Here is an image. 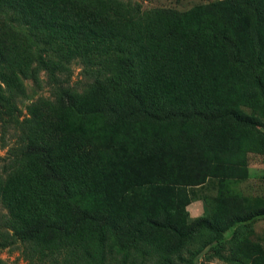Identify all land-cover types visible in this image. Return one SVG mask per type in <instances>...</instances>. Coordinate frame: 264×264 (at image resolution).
<instances>
[{
    "label": "trees",
    "instance_id": "trees-1",
    "mask_svg": "<svg viewBox=\"0 0 264 264\" xmlns=\"http://www.w3.org/2000/svg\"><path fill=\"white\" fill-rule=\"evenodd\" d=\"M74 60L84 76L71 84ZM41 70L52 99L29 105L13 170L0 173L12 230L0 247L19 240L37 264L47 253L49 264H193L181 250L199 229L220 241L264 215L237 188L251 157L264 156V0L183 11L0 0V125ZM210 180L222 205L204 197L208 212L195 218L178 209L187 187ZM237 252L241 264H264L257 235Z\"/></svg>",
    "mask_w": 264,
    "mask_h": 264
},
{
    "label": "rangeland",
    "instance_id": "rangeland-1",
    "mask_svg": "<svg viewBox=\"0 0 264 264\" xmlns=\"http://www.w3.org/2000/svg\"><path fill=\"white\" fill-rule=\"evenodd\" d=\"M139 4L141 11L172 8L176 10H187L198 4H205L213 0H132ZM60 77H64L59 73ZM70 83L83 78L82 65L78 60H74L70 64ZM23 85L25 93L14 99V108H12V122L0 125V173L6 175L5 172L13 170L10 167L11 155L9 152L14 151L16 145V133L21 132V125H25L30 117L28 107L32 103H36L41 99L51 100L50 82L45 71L39 72V78H24ZM5 118H8L6 116ZM6 169V171H5ZM248 176L242 180L237 188L242 197L246 198V202L251 206L264 207V156L253 155L248 165ZM204 197L213 198L216 205L224 203L220 194H218L217 181L210 180L203 185L187 187L186 193L177 197V207L180 210L189 212L192 218L205 216L208 212V205L204 202ZM10 213L7 206L0 201V233L6 231L12 232L9 227ZM259 236L264 240V215L233 226L231 229L223 233V239L215 241L212 234L204 229H199L186 243L181 250L182 256L193 261V264H241L243 258L237 252L239 241L242 238H250ZM24 245L19 241L10 243L5 247H0V259L5 264H37L26 258L23 250ZM135 253V252H134ZM51 254L47 253L44 257V263L49 264ZM62 256V254L60 255ZM60 256L59 259H60ZM121 256L118 259L107 261L105 264H154L155 258L130 257L122 261ZM135 258V259H134ZM138 258V259H137ZM179 264H186L185 261L177 259ZM92 264H97L93 262Z\"/></svg>",
    "mask_w": 264,
    "mask_h": 264
}]
</instances>
